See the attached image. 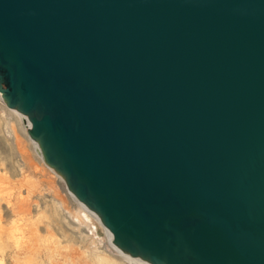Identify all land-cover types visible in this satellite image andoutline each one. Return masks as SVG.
<instances>
[{
	"label": "water",
	"instance_id": "1",
	"mask_svg": "<svg viewBox=\"0 0 264 264\" xmlns=\"http://www.w3.org/2000/svg\"><path fill=\"white\" fill-rule=\"evenodd\" d=\"M0 92L132 257L264 264V0H0Z\"/></svg>",
	"mask_w": 264,
	"mask_h": 264
},
{
	"label": "rangeland",
	"instance_id": "2",
	"mask_svg": "<svg viewBox=\"0 0 264 264\" xmlns=\"http://www.w3.org/2000/svg\"><path fill=\"white\" fill-rule=\"evenodd\" d=\"M34 148L23 119L0 102V233L8 244L0 264H146L117 251L100 220L81 215Z\"/></svg>",
	"mask_w": 264,
	"mask_h": 264
},
{
	"label": "bare ground",
	"instance_id": "3",
	"mask_svg": "<svg viewBox=\"0 0 264 264\" xmlns=\"http://www.w3.org/2000/svg\"><path fill=\"white\" fill-rule=\"evenodd\" d=\"M0 102H2V103H4L5 104V106L7 107V105H6V103L4 102V100H3V98H2V94H1V92H0ZM7 109H9V110H11V111H13V112H15V113H17V114H19L20 115V117L23 119V121H24V130L27 132V134H28V129H29V127H30V121H29V119L27 118V116L26 115H24V114H22V113H20L19 111H17L16 109H11V108H8L7 107ZM23 127V126H22ZM29 135V134H28ZM30 137V136H29ZM31 138V137H30ZM31 141H32V143H33V145H34V149L36 150V152L38 153V155L44 160V158H43V156H42V152H41V150H40V147H39V145H38V143H37V141H35V140H33L32 138H31ZM16 142V144H17V140L15 141ZM53 169V168H52ZM54 171H56L55 169H54ZM57 172V171H56ZM58 173V172H57ZM62 178H63V176L60 174V173H58ZM64 179V178H63ZM68 193L74 198V199H76L77 201H79L77 198H76V196L71 192V191H69L68 190ZM79 203H80V207H81V209H82V211H84L83 213L84 214H81V215H83V217L86 219V216H94L97 220H100V218H99V216L94 212V211H92L91 209H89L84 203H82L81 201H79ZM82 213V212H81ZM79 215H80V213H79ZM85 215V216H84ZM80 220V219H79ZM87 220V219H86ZM100 222H101V220H100ZM102 223V222H101ZM104 226V225H103ZM104 228H105V230H106V233L108 234V238H109V240H110V243H111V245L112 246H114V248L117 250V251H119L120 253H122V254H125V255H128V256H130V257H132L129 253H127V252H125V251H123L122 249H120L115 243H114V238H113V235H112V233L104 226ZM1 231V230H0ZM3 232V231H2ZM3 235V234H2ZM4 238V237H3ZM3 238H2V236H1V233H0V247H4V245H5V241L6 240H3ZM5 239V238H4ZM7 244V243H6ZM6 247H8V244L7 245H5ZM1 249V248H0ZM2 249H4L5 250V247L4 248H2ZM3 250V251H4ZM1 253V252H0ZM2 253H4V252H2ZM97 255V254H96ZM99 255V256H98ZM96 257H98V259L99 258H101L102 260L103 259H105V260H107L108 259V257L106 256V255H104V254H98ZM5 256V255H4ZM2 258V257H1ZM132 258H135V259H138V260H140V261H142V262H144V263H146V264H151L150 262H148V261H146V260H143V259H141V258H139V257H132ZM101 260V261H102ZM103 262V261H102Z\"/></svg>",
	"mask_w": 264,
	"mask_h": 264
}]
</instances>
